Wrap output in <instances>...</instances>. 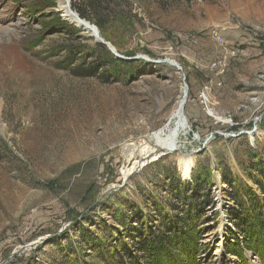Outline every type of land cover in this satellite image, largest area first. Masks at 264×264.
Returning a JSON list of instances; mask_svg holds the SVG:
<instances>
[{
	"label": "rangeland",
	"instance_id": "rangeland-1",
	"mask_svg": "<svg viewBox=\"0 0 264 264\" xmlns=\"http://www.w3.org/2000/svg\"><path fill=\"white\" fill-rule=\"evenodd\" d=\"M111 1L85 21L138 68L82 77L89 32L0 0V264H264V0ZM185 86L190 176L175 152L123 178Z\"/></svg>",
	"mask_w": 264,
	"mask_h": 264
},
{
	"label": "bare ground",
	"instance_id": "bare-ground-1",
	"mask_svg": "<svg viewBox=\"0 0 264 264\" xmlns=\"http://www.w3.org/2000/svg\"><path fill=\"white\" fill-rule=\"evenodd\" d=\"M54 1L57 5L56 11H58L66 20H69L78 27H82L89 32L91 36L96 37L97 30L95 26L77 17L75 12L70 7L69 0ZM8 31L12 30L8 29L7 32ZM184 94L185 88L182 87V98L178 102L177 108L170 113L161 127L138 139L139 144L141 145L140 150L142 149L143 153L140 156V160L134 161L130 168H126L122 171L123 178L129 177L133 171L154 160L160 154L175 152L179 155L180 172L183 177L190 176V171L193 167V159L189 156V153H185L184 151H186L185 149L186 147H189V145L191 146V144L195 142H200L201 138L198 133L191 129L183 111L186 101V95L184 96ZM208 141L209 139L207 140V143ZM130 156L131 154L128 153L127 157L130 158Z\"/></svg>",
	"mask_w": 264,
	"mask_h": 264
},
{
	"label": "trees",
	"instance_id": "trees-1",
	"mask_svg": "<svg viewBox=\"0 0 264 264\" xmlns=\"http://www.w3.org/2000/svg\"><path fill=\"white\" fill-rule=\"evenodd\" d=\"M111 0H75L73 2V4L71 5V7L74 9L75 12L78 13V15L81 18L87 19L89 18V15H95V18H97L98 20L96 21L98 26L102 28V25L104 26L107 21L105 20L104 17H106L108 14H106L107 12L109 13V8L108 6H110L111 4ZM100 48V51H102V56L99 54H94L92 49H87L86 52L88 53L89 57H94V61L96 60L95 64L93 66H90L89 69L86 70H76V72L78 73V75H81L82 77H89L94 75L95 73H97V71L99 70L100 67H104L106 65V63L111 62L114 64H122L121 62H119V59L116 58L109 50H107L101 43H98L97 45H95V49ZM80 48L78 46L75 47V49H73V51H68L69 54V59L73 60L74 56H77L78 53H80ZM82 52H84V49L81 50ZM135 60H129V61H125V68H127L129 70V72H131L132 70H134L135 68H138L136 66V63L134 62ZM71 63V62H70ZM152 64V63H150ZM123 65V64H122ZM159 67V65H155ZM258 199V198H255ZM259 220V219H257ZM258 222V221H257ZM241 225H236L239 226L240 228L244 226H246V222H244V220L241 218ZM259 226H260V221L258 222ZM262 229H264V226H261ZM264 238V235L262 236ZM235 251V250H234ZM264 256V255H263Z\"/></svg>",
	"mask_w": 264,
	"mask_h": 264
},
{
	"label": "water",
	"instance_id": "water-1",
	"mask_svg": "<svg viewBox=\"0 0 264 264\" xmlns=\"http://www.w3.org/2000/svg\"><path fill=\"white\" fill-rule=\"evenodd\" d=\"M77 15L78 18L82 19L78 14L77 12L75 13ZM85 21V19H82ZM97 30V28H96ZM95 38V41L97 43H101L102 45H104L116 58L120 59V60H123V61H129V60H138L139 58H136V57H133V58H128V57H123L121 56L120 54H118L115 49L108 43L106 42L99 34L98 30L96 31V37ZM145 61L147 62H150L152 64H167L168 66H171L173 67L175 70H177L178 72H180L181 68L179 67V65L174 62L173 60L171 59H168V58H164V59H157V60H153V59H150V58H143ZM185 78L183 77V80ZM186 86H185V94L184 96L186 95ZM182 110V108H181ZM212 136V135H211ZM124 181V179H123ZM24 250V249H23Z\"/></svg>",
	"mask_w": 264,
	"mask_h": 264
}]
</instances>
